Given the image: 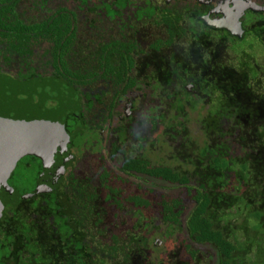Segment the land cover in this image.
<instances>
[{"label":"flooded vegetation","instance_id":"obj_1","mask_svg":"<svg viewBox=\"0 0 264 264\" xmlns=\"http://www.w3.org/2000/svg\"><path fill=\"white\" fill-rule=\"evenodd\" d=\"M239 1L264 7V0ZM236 6L234 0H0V82L8 80L0 88L61 81L69 90V100L80 107L71 109V114L74 121L79 115L82 125L68 133L80 128L78 135L86 134L80 145L73 141L77 134L71 136L53 164L43 166L44 171L32 169L37 174L29 169L33 175L26 176L18 163L9 186L0 188L2 194L17 191L21 195L16 205L28 213V223L45 221L52 210L59 213L47 219L54 230L64 225L57 220L71 219L72 228L77 221L84 222L80 228L86 231V241L95 238L97 242L89 246L106 261L108 254L97 246L112 241L113 236L124 237L117 235V229L122 231L124 226L140 236L147 225L141 235L158 241L157 231L164 228L157 229L162 223L160 217L157 221V207L174 198L184 205L189 190L188 185L171 183L146 170L171 167L174 161L179 169L190 166L189 160L195 159L208 139L202 120L222 103L220 86L213 81L221 83L220 73L221 84L231 93L237 71L248 72L252 85L264 92V81H258L260 65L253 62L249 50L236 46L237 39L253 35L256 41L250 46L260 43L264 49V9L240 10L235 18ZM60 13L68 15L71 24L58 46L44 30L49 27L50 34L56 33L51 22ZM221 19L233 29L240 23L241 31L233 34L213 25ZM35 24L39 30H34ZM63 46L67 47L62 50ZM232 51L243 54L238 62L230 56ZM167 79L171 80L168 92L180 93L181 108L173 107L168 92L163 91L167 86L163 87L162 80ZM157 96L166 102V109L157 110ZM205 105L206 114L198 126L203 137L198 140L189 117ZM231 125L232 120L224 118L218 126L225 131ZM157 132L163 139L156 137ZM157 152L165 153L158 156L159 163ZM129 158H143L144 165L132 166ZM189 185H195L194 177ZM57 189L68 198H59L52 209L45 195ZM195 204L193 198L191 208ZM181 217L186 219L184 213ZM189 243L187 239L184 261L193 262ZM193 246L200 258L202 248ZM136 249L131 253L132 263L147 261Z\"/></svg>","mask_w":264,"mask_h":264},{"label":"trees","instance_id":"obj_2","mask_svg":"<svg viewBox=\"0 0 264 264\" xmlns=\"http://www.w3.org/2000/svg\"><path fill=\"white\" fill-rule=\"evenodd\" d=\"M70 24L71 18L60 13L51 22V27L56 33L50 34L49 27H46L44 32L54 37L57 45L61 46L60 39L70 29ZM38 27L39 25L35 24L34 30ZM66 47L63 46L62 50ZM65 68L68 69L67 64ZM219 77L222 83L221 73ZM6 81L8 80L1 81L0 84ZM213 81L220 86L219 99L222 103L202 120V129L208 139L200 147L195 159L189 160L190 166L186 169H179L180 164L176 163L171 167L159 166L153 171L146 170L171 183L188 185L189 193L195 191L193 198L196 204L189 210L184 221L181 217L183 213L181 199L164 200L162 206L157 207V213L162 221L161 225L157 224V229L160 227L164 229L156 236L166 235V238H170L181 231L186 233L190 241L187 248L195 260L180 262L177 256L178 251H175L171 252L172 264H198L200 258L193 243L198 248L206 246L213 249L217 256L216 264H264V92L259 89L258 85H252L248 72L237 71L236 80H232V93L226 90L218 80L213 79ZM162 82L165 85L163 87L167 86L163 89L167 93L171 80H162ZM56 85L61 91H69L63 88L61 81L56 82ZM176 91L172 94L168 92L173 107L182 105L180 93ZM11 95L5 88H0V106L2 100L6 101V105L0 108L3 117L12 115L17 118H27L26 115H29V119L43 120L41 107H38V110L32 107V110L28 109V111H14V104L7 101ZM68 99L69 97L65 95V100ZM51 109L49 108V111ZM77 109L80 110V107ZM53 112L57 111L53 110ZM58 113L59 115L52 119L65 124L68 132L73 127H81L79 115L74 121L69 106L56 114ZM224 118L232 120L231 127L225 131L218 126L220 120ZM78 131L80 128L72 132V136L78 135ZM230 138H232V143L229 142ZM23 160L20 161L19 167L26 176L33 175L32 173H36L35 170L44 171L39 158L32 156ZM143 161V158L137 161L128 159V163L132 166L137 162L139 165H144ZM29 169L35 170L30 173ZM17 175L15 176L18 179L19 172ZM192 177H194V186L189 185ZM1 192L0 264L147 263L144 258L136 259L132 263L131 253L134 248H126L117 236H113L112 241L110 240L105 245L100 241V247L97 246V248H102L110 259L109 261L102 260L97 256L98 253L89 246L90 242H97L95 238L90 242L86 241L88 237L86 231L80 228L84 222L77 221V227L72 228L71 219L57 220L64 225L61 230H54L53 224H49L47 219L50 215L58 216L59 213L52 210L46 218L40 214L41 219L43 220L44 217L45 221L31 220L28 223V213L16 205L20 202L21 195L16 194L17 191L11 194L7 191L3 194ZM18 192L23 194L24 191ZM45 198L49 201V207L53 209L58 205L56 201L59 198H68V195L63 190L57 189L46 194ZM19 205L21 208V204ZM145 227L141 228V234L144 229H147V225ZM81 231L84 232L80 235ZM128 233L129 243H134L139 254L145 257V249L149 243L154 242L155 237H146L141 234L139 236L132 230H128ZM155 264H165V262L160 260Z\"/></svg>","mask_w":264,"mask_h":264},{"label":"rangeland","instance_id":"obj_3","mask_svg":"<svg viewBox=\"0 0 264 264\" xmlns=\"http://www.w3.org/2000/svg\"><path fill=\"white\" fill-rule=\"evenodd\" d=\"M257 1V0H256ZM262 4V3H261ZM255 37L253 35H250L247 39H237L236 40V46L239 49H247L249 50V52L251 54H253V62H257L258 65H260V68H258V81L260 83H262L264 81V69L262 68V66L264 65V49L263 47L260 45V43H255L253 46H250V44L254 43ZM242 53L241 52H231V57L233 58V60L237 61L242 57ZM263 63V64H262ZM10 94H15L16 95H20L21 99L23 100H27L29 102L31 101H37L39 103H42L44 105H46V107L48 108H52L53 110H55V112L61 110L64 111V109L69 106V110L71 111V109L74 110L73 106L71 105V101L65 100V95L68 97V92L67 91H61L59 89H57V85H56V81H52V80H43L42 82H30L28 83L27 86L24 87H18L17 89L14 90H9L8 91ZM158 99V100H157ZM156 99V104L160 105L157 107V110H160L161 108L166 109L164 106L166 104V102L164 100L158 98L157 96ZM10 102H13L11 99H9ZM67 103V104H65ZM199 107V106H198ZM206 109H207V105H205L204 107H201L199 110L198 108L194 111L191 112L190 114V119L191 121L189 122L192 128L193 135L194 137H196L198 140H200V138L203 137V133L202 131H198V126H200L199 123V119H201L206 113ZM13 110L15 111H20L26 110V107L21 103H19L18 105L14 104L13 105ZM198 110V111H197ZM56 112V113H57ZM163 128V127H161ZM86 134H80L78 136H76L74 138V142L77 145L82 144V142L85 140ZM156 137L163 139V136L161 135V132H157L156 133ZM162 142H164L163 140L160 143V146L162 145ZM166 148V147H165ZM165 153H158L157 152V157L158 156H163ZM157 162H160L159 157L157 158ZM176 164V162L174 161L172 165ZM165 197V196H164ZM157 198H159L157 196ZM166 198V197H165ZM187 201L184 203L183 205V213H184V217L183 219L186 217V214L189 212V209L192 207V201H193V197H192V193L190 194L189 192H187L186 197ZM110 212L112 211V207H110ZM157 211V210H156ZM109 214V212H108ZM110 215V214H109ZM159 218V215L157 213V221ZM122 219V218H121ZM125 228L121 231V229H117V235L119 233L123 234L124 237L120 239V241L123 242V245L127 247H132L134 248V244L129 243L128 241V237H129V233L126 231V226H124ZM152 227H150L149 229H151ZM128 229V228H127ZM161 234L160 232L157 231L156 235ZM159 239L158 241H154V243H149L148 245V249L145 252V257L148 258V260L146 261L147 264H155L158 263L160 260L164 261L165 264H170L172 263L170 261L171 258V252H175L176 250L178 251V257L180 259V262H184V258L188 257V252L185 248V238H186V234L185 232H178L175 233L172 237L170 238H166V235H162V237L157 236ZM201 249V254H200V261L201 264H216L215 262V251L213 249H211L210 247H206V246H200ZM142 260V259H140Z\"/></svg>","mask_w":264,"mask_h":264},{"label":"water","instance_id":"obj_4","mask_svg":"<svg viewBox=\"0 0 264 264\" xmlns=\"http://www.w3.org/2000/svg\"><path fill=\"white\" fill-rule=\"evenodd\" d=\"M247 8L257 11L264 9V7H256L254 2H250L245 4L241 12ZM224 22L221 19L212 24L218 28H225L233 34L241 31L240 23L233 29L231 24ZM9 99L14 101L12 103L16 105L22 102L27 111L28 109L32 110V107H36L37 110L38 107H41L40 111H43L44 118H42L43 120L29 119L30 116L26 115L27 118L11 119L10 117H3L1 115L3 113L0 111V188L9 186V179L17 164L25 158L29 159V157L35 156L40 159L44 167H49L54 163L55 156L59 152L64 153L63 150L67 148L66 144L70 142L72 136L66 130L65 124L52 119L59 113H54L52 109L49 111L46 105L37 101L29 102L28 99L25 101L21 99L20 95L15 96V94H12ZM5 105L6 101L2 100L0 108ZM71 105L73 108L77 107V104H73L72 101Z\"/></svg>","mask_w":264,"mask_h":264},{"label":"bare ground","instance_id":"obj_5","mask_svg":"<svg viewBox=\"0 0 264 264\" xmlns=\"http://www.w3.org/2000/svg\"><path fill=\"white\" fill-rule=\"evenodd\" d=\"M234 4H235V6L237 5L236 8H238L237 13L234 14L235 18H237L239 15V11L240 10L242 11L243 7L245 6V3H243L239 0H234Z\"/></svg>","mask_w":264,"mask_h":264}]
</instances>
